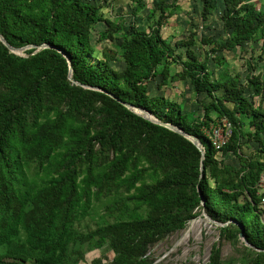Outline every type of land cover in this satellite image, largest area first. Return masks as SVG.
Instances as JSON below:
<instances>
[{"label": "trees", "instance_id": "1", "mask_svg": "<svg viewBox=\"0 0 264 264\" xmlns=\"http://www.w3.org/2000/svg\"><path fill=\"white\" fill-rule=\"evenodd\" d=\"M111 1L0 0V33L11 46H53L20 56L0 40V264H82L96 250L113 254L108 264H159L151 249L203 210L222 224L207 264H264V107L255 101L264 97V64L258 73L253 65L256 45L264 62V0L260 7L257 0H201L204 22L222 2L226 36L193 31L175 43L162 29L180 0L150 9L148 31L136 21L126 30L121 14L106 17ZM133 3L136 17L146 6ZM99 24V40L114 48L101 55L92 40ZM238 48L251 54L242 57L245 82L223 55ZM65 54L77 83L105 92L72 82ZM118 57L122 70L112 64ZM157 78L159 89L189 82L200 115L167 94L152 95ZM106 92L199 138L204 160L190 140ZM222 119L232 133L218 150L210 136ZM252 142L258 148L245 154ZM229 155L236 163L226 162ZM225 242L235 255L223 257Z\"/></svg>", "mask_w": 264, "mask_h": 264}, {"label": "rangeland", "instance_id": "2", "mask_svg": "<svg viewBox=\"0 0 264 264\" xmlns=\"http://www.w3.org/2000/svg\"><path fill=\"white\" fill-rule=\"evenodd\" d=\"M145 3V8L140 11V14L136 17L133 12H135L134 0H112L110 7L106 5L107 8L103 9L106 17L113 19L115 14H121L125 16L126 24L125 29L128 30L132 21H136L137 27L140 30L148 31L149 29V20L148 15L150 9H154L156 4L160 0H143ZM169 3L173 0H167ZM99 3V1H97ZM258 6L262 5V2L257 0ZM137 5V4H136ZM180 9L166 22L165 27L162 29L163 35L168 41L175 43L177 40H180L182 36L189 35L190 32H196L198 37L202 36H226L222 31V22L220 20L221 11H222V2L218 3V8L216 12L210 17L206 22L202 20L201 11H202V1L201 0H180L179 2ZM105 31V25L99 24L96 25V28L92 32V40L96 44L97 51L101 55L103 48L112 47L110 41L99 40V33ZM116 42H121L120 37ZM99 42V43H97ZM252 45L247 44L244 49L246 51L252 50ZM254 52L255 60L253 65L258 67L257 72L261 70V66L264 62L257 59L259 55V45ZM114 49V48H113ZM196 53L200 55H205V50L199 48L198 46L194 47ZM185 51V48L177 49V52ZM23 54L26 55L24 52ZM224 57L228 59L231 69L234 72L240 73L242 76V81L245 82V77L248 74L247 67L244 65V60L242 57L249 58L250 53L241 52L238 48L235 52L225 51L223 53ZM202 56V57H203ZM118 60L113 64L114 68L117 70H122L125 67L124 62L121 57L117 58ZM202 59V58H201ZM211 68L215 70V75L220 71L214 67V63L211 62ZM180 69L178 66L172 67V72ZM161 78H157L155 81H152L149 85L150 93L152 95L158 94H167L171 99H177L182 101L185 104V110L195 111L197 115L201 113V105L196 102V96L192 94V88L189 82L177 81L169 82L168 85L162 86L161 89L158 88L160 85ZM221 94V92H220ZM250 96L251 94H247ZM204 99V96L201 95L199 100ZM256 104H261L264 107V97L255 98ZM258 148V145L254 142L249 143L244 147L245 154H252ZM227 163H236V159L229 155L226 157ZM262 187H264V181L262 182ZM264 192V188H263ZM205 210L202 211V214L196 219L191 221L187 227L178 233H175L168 238L160 241L151 249V254L153 259L156 260V263L159 264H207L211 255L212 247L215 244H218L220 241V234L216 228L218 225L211 222L204 215ZM192 225V226H191ZM235 250L229 242L222 244V255L224 258L235 255ZM106 260L103 261V264H108V260L113 258L111 252H106ZM104 250H96L90 252L86 256L85 263L82 264H91L92 261L99 258H104ZM238 256V254L236 255ZM239 264V263H238Z\"/></svg>", "mask_w": 264, "mask_h": 264}, {"label": "water", "instance_id": "3", "mask_svg": "<svg viewBox=\"0 0 264 264\" xmlns=\"http://www.w3.org/2000/svg\"><path fill=\"white\" fill-rule=\"evenodd\" d=\"M0 40L10 49L11 52L17 54V55H20V56H26L25 54H23L24 52H26L27 50L29 49H36L34 53H37L39 52L41 49H46V48H53L52 45L50 44H42V45H39V46H36V45H29V46H25V47H22V48H15L13 46H11L7 41L6 39L3 37V35L0 33ZM66 56V54H65ZM68 58V62H69V79L72 81V82H75L77 83L74 79H73V67H72V64H71V61H70V58L68 56H66ZM79 85H83V84H80V83H77ZM83 87H86V88H90V89H97V90H101L103 92H105L104 90L102 89H99V88H95V87H91V86H87V85H83ZM106 94H108L110 97L116 99L117 101H119L121 104H123L125 107H127L129 110H131L133 113L139 115V116H142L143 118L155 123V124H158L160 126H163L171 131H174L182 136H184L185 138H187L188 140H190L192 143H194L198 149L202 152V160H204V154H205V150H204V147H203V144L201 142V140L193 135H190L189 133H187L184 129L178 127V126H175L173 124H169V123H165V122H162L159 118H157L155 115H153L149 110L147 109H144V108H140V107H136L134 106L133 104H130V103H127V102H123L119 99H117L114 95H112L111 93L109 92H106ZM204 171V164L202 163L201 164V172L203 173ZM204 204V203H203ZM204 215L207 217L208 220H210L211 222L217 224L218 226H222V224L220 223H217L215 221H213L207 214L206 212H204ZM228 224H225L223 226H226ZM240 239L249 247H253L252 245H250L247 241V239L245 238L244 234L241 233L240 234Z\"/></svg>", "mask_w": 264, "mask_h": 264}, {"label": "built area", "instance_id": "4", "mask_svg": "<svg viewBox=\"0 0 264 264\" xmlns=\"http://www.w3.org/2000/svg\"><path fill=\"white\" fill-rule=\"evenodd\" d=\"M231 133H232L231 123L226 119H222L219 126H216L212 129V135L210 136V139L213 142L214 146L218 150H220L228 142ZM263 181H264V175L260 182L261 187Z\"/></svg>", "mask_w": 264, "mask_h": 264}, {"label": "bare ground", "instance_id": "5", "mask_svg": "<svg viewBox=\"0 0 264 264\" xmlns=\"http://www.w3.org/2000/svg\"><path fill=\"white\" fill-rule=\"evenodd\" d=\"M192 226V225H191ZM242 241V240H241Z\"/></svg>", "mask_w": 264, "mask_h": 264}]
</instances>
